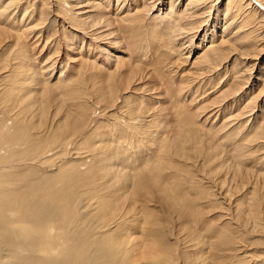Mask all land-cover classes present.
Masks as SVG:
<instances>
[{
  "label": "bare ground",
  "instance_id": "obj_1",
  "mask_svg": "<svg viewBox=\"0 0 264 264\" xmlns=\"http://www.w3.org/2000/svg\"><path fill=\"white\" fill-rule=\"evenodd\" d=\"M41 1L0 0V187L2 179L15 185L3 173L30 165L10 160L30 139L50 148L61 140L86 145L121 210L139 209L133 196L150 191L166 210L197 224L205 184L207 195L226 204V216L261 220L264 66L251 88L253 65L232 55L238 46L264 53V0H226L221 10L219 0ZM54 148L29 162L43 165L59 152ZM259 152L254 165L250 158ZM244 188L251 189L250 208L232 206V192ZM15 224L7 225L10 233L25 237V219ZM223 228L213 238L227 237ZM40 234L60 235L50 226ZM24 249L25 264L57 258L45 245Z\"/></svg>",
  "mask_w": 264,
  "mask_h": 264
},
{
  "label": "rangeland",
  "instance_id": "obj_2",
  "mask_svg": "<svg viewBox=\"0 0 264 264\" xmlns=\"http://www.w3.org/2000/svg\"><path fill=\"white\" fill-rule=\"evenodd\" d=\"M225 1L219 0L216 6L218 10L222 9L221 2ZM31 3L40 7L42 1L33 0ZM43 11L53 25L55 18L47 10ZM258 33L260 34L257 32L256 35ZM238 48L240 49L233 53L232 58L242 56L238 60L240 63L246 60L249 66L253 65L247 86L256 88L260 84L256 79L260 77L264 66V53H257L245 46ZM244 53H247L245 59L242 55ZM5 57L6 54H0V59ZM232 66L233 62L229 68ZM174 77L179 79L176 75ZM20 90L25 94L31 91V87L29 85ZM40 131L41 138L47 135L44 129ZM67 142L59 140L55 142L58 148H54L55 145L50 148L45 140L40 143L32 138L25 148L10 159L14 163L28 162L30 165L27 168L21 165L20 169H11L10 173L2 174L11 175L8 183H15L9 187L2 179L4 184L0 187L2 264H25L22 257L24 248L43 245L57 251L56 260L47 264H264V215L255 225L250 220L239 219L238 222L236 213L226 216V204L218 197L207 195L204 191L205 184H202L201 190L198 189L197 224L185 221L178 210H166L158 195L150 191L133 196L132 199H137L139 209L127 211L125 207H121V210L120 203L115 202L109 189L102 184L101 175H98L100 172L93 171L96 165L93 164L86 145L73 143L64 146ZM52 148L59 152L43 165L34 166L29 162ZM260 154L252 156L250 162L255 165L257 155ZM8 158L6 155L1 162ZM171 160L175 161L173 164H177L176 159ZM166 161L162 160V169L168 174L171 171L168 170L169 164ZM60 163L62 165L57 169L56 166ZM250 191V188L233 191L232 206L242 203L248 204L250 208L252 195L246 196ZM189 196L194 197V194L190 193ZM7 197L15 201L8 203ZM214 204L218 208H213ZM9 211L14 216H9ZM116 213L122 214V219L119 216L121 220L116 222L118 219H115L113 223ZM229 217L235 219L227 221ZM24 219L29 225L26 236L20 238L17 234L10 233L7 225H16L20 221L24 222ZM48 226L60 234L58 238L54 235L51 240H45L40 231ZM222 227L223 234L227 237L213 238V232ZM127 233L131 234L129 242H126ZM223 239L227 242H219ZM143 244H147V247L143 248Z\"/></svg>",
  "mask_w": 264,
  "mask_h": 264
}]
</instances>
